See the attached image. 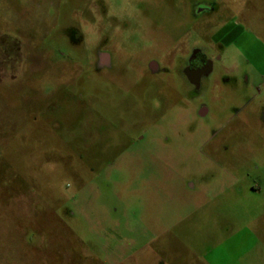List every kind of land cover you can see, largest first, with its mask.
Returning <instances> with one entry per match:
<instances>
[{
    "label": "rangeland",
    "instance_id": "374dc122",
    "mask_svg": "<svg viewBox=\"0 0 264 264\" xmlns=\"http://www.w3.org/2000/svg\"><path fill=\"white\" fill-rule=\"evenodd\" d=\"M0 264H264V0H0Z\"/></svg>",
    "mask_w": 264,
    "mask_h": 264
},
{
    "label": "flooded vegetation",
    "instance_id": "af4514ba",
    "mask_svg": "<svg viewBox=\"0 0 264 264\" xmlns=\"http://www.w3.org/2000/svg\"><path fill=\"white\" fill-rule=\"evenodd\" d=\"M212 11L210 6L205 5H196L193 8L195 14H199L200 11ZM233 22V21H231ZM228 33V34H227ZM226 35H229V29L226 27ZM104 63L108 62V57L106 55L102 56ZM103 62V61H102ZM211 61L208 59L198 48L194 49L193 53L188 57L187 63L184 66V72L188 81L193 86H198L201 83V80L210 72L211 70ZM153 66V64H152ZM203 109L200 110V113L203 114Z\"/></svg>",
    "mask_w": 264,
    "mask_h": 264
}]
</instances>
